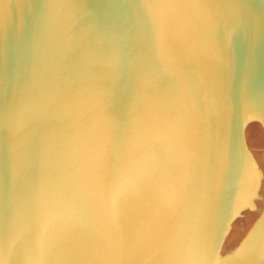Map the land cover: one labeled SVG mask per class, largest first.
Returning a JSON list of instances; mask_svg holds the SVG:
<instances>
[{"label": "water", "instance_id": "95a60500", "mask_svg": "<svg viewBox=\"0 0 264 264\" xmlns=\"http://www.w3.org/2000/svg\"><path fill=\"white\" fill-rule=\"evenodd\" d=\"M2 264H264V0H0Z\"/></svg>", "mask_w": 264, "mask_h": 264}, {"label": "snow or ice", "instance_id": "6c2138e0", "mask_svg": "<svg viewBox=\"0 0 264 264\" xmlns=\"http://www.w3.org/2000/svg\"><path fill=\"white\" fill-rule=\"evenodd\" d=\"M0 264H2V261H0Z\"/></svg>", "mask_w": 264, "mask_h": 264}]
</instances>
